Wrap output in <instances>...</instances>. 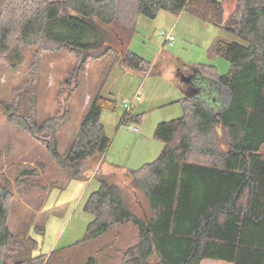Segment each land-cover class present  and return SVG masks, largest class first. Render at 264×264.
Here are the masks:
<instances>
[{"label": "trees", "instance_id": "obj_1", "mask_svg": "<svg viewBox=\"0 0 264 264\" xmlns=\"http://www.w3.org/2000/svg\"><path fill=\"white\" fill-rule=\"evenodd\" d=\"M160 10L176 15L187 10L240 39L213 42L211 51L229 62L226 73L219 74L214 65L176 67L180 74L198 72L227 89L226 105L209 111L187 82L188 94L179 99L183 114L155 127V137L163 142L157 158L122 172L130 179L123 186L112 174L96 170L99 186L84 205L93 219L83 241L122 224L132 225L136 234L124 248L116 234L115 242H105L97 255L83 260L69 249L36 254L31 223L10 231L16 195L40 210L58 174L38 161L16 165L9 177L0 161V264H98L109 248L120 253L117 264H201L204 258L264 264V0H238L226 17L222 0H0V66L20 68L26 50L34 48L38 61L45 52L72 54L68 82L76 81L90 60L109 56L145 72L150 63L130 51L128 41L137 16L153 19ZM64 101L61 117L39 122L30 86L27 100L14 97L2 108L11 124L45 141L61 171L83 178L85 165L102 160L109 147L101 114L113 108L112 100L101 93L90 99L76 137L61 153L57 127L68 113ZM130 117L125 112L124 120ZM124 187L145 198L147 215L132 210Z\"/></svg>", "mask_w": 264, "mask_h": 264}, {"label": "rangeland", "instance_id": "obj_2", "mask_svg": "<svg viewBox=\"0 0 264 264\" xmlns=\"http://www.w3.org/2000/svg\"><path fill=\"white\" fill-rule=\"evenodd\" d=\"M237 1L222 0L225 17L234 10ZM134 28L128 49L150 63V68L145 72L126 68L109 56L90 60L77 80L72 78L68 82L67 79L73 75L74 56L66 51L45 52L38 61L34 48L26 50L20 68L13 70L4 64L0 66L2 174L10 177L16 165H34L38 161L43 162L48 171L58 174V183L50 189L40 210L16 195L10 212L8 227L11 232H19L27 223H31L30 233L38 241L36 254L48 255L52 251L69 249L75 250L78 258L83 260L90 254L97 255L98 249L105 242H115L116 234V241L123 248L132 242L136 230L130 224L119 225L111 233L109 231L94 240L83 241L86 227L93 219L84 205L89 194L99 186L96 175L112 174V178L123 186L124 181L129 183L130 179L124 177L122 172L136 169L157 158L163 142L154 135L156 125L177 118L184 112L179 102L184 94L172 77L176 73L175 68L182 64L214 65L219 74L226 73L230 67L229 62L211 51L213 42L217 37L240 41L187 10L177 15L160 10L153 19L139 15ZM162 31L172 33L175 41L167 42ZM198 76L203 79L207 91L203 89V93L195 96L209 111L220 110L229 99L228 90L219 88L212 78L202 74ZM30 86H33L39 122L61 117L59 105L66 103L65 98L68 99V113L57 127L58 150L61 153L68 150L76 137L90 99L101 93L112 100L113 108L104 109L101 114V122L110 137L107 153L97 163L91 160V163L85 165V168L88 166L85 177H71L61 171L50 156L44 140L31 136L7 120L2 103H9L14 97L27 100ZM137 93L140 99L127 109L124 101L132 99ZM127 111L131 117L124 120ZM134 125L138 127L137 131L133 130ZM97 169L99 173H96ZM125 193L129 194L128 204L137 215L149 213L142 195L129 188H125ZM112 253L114 257L109 259ZM119 254L115 253L114 248H109L106 255L98 258V264H117ZM201 264L233 263L204 258Z\"/></svg>", "mask_w": 264, "mask_h": 264}, {"label": "built area", "instance_id": "obj_3", "mask_svg": "<svg viewBox=\"0 0 264 264\" xmlns=\"http://www.w3.org/2000/svg\"><path fill=\"white\" fill-rule=\"evenodd\" d=\"M161 34L165 37V40L167 42H170V43H173L175 41V37L172 33H166L164 31L161 32ZM140 99V96L139 94H135L132 99H126L124 101V105L127 107V109H130L131 106L133 105V103L136 101V100H139ZM134 131H137L138 130V127L137 126H133L132 127Z\"/></svg>", "mask_w": 264, "mask_h": 264}, {"label": "water", "instance_id": "obj_4", "mask_svg": "<svg viewBox=\"0 0 264 264\" xmlns=\"http://www.w3.org/2000/svg\"><path fill=\"white\" fill-rule=\"evenodd\" d=\"M198 72H195L191 77H189L186 81L193 84L196 87V91L193 92L194 95H198L203 93L202 90H206V84L204 83L203 79L201 80L198 76ZM199 78V79H198ZM207 91V90H206ZM205 91V92H206ZM230 95V93H229Z\"/></svg>", "mask_w": 264, "mask_h": 264}, {"label": "crops", "instance_id": "obj_5", "mask_svg": "<svg viewBox=\"0 0 264 264\" xmlns=\"http://www.w3.org/2000/svg\"><path fill=\"white\" fill-rule=\"evenodd\" d=\"M175 74H173V78L177 83V87L180 89V91L184 94L183 96L188 94V86H187V81L183 79L182 75L180 73L177 72V69L175 68ZM187 83V84H186ZM219 88L225 89L223 88L221 85H218ZM136 126V125H134ZM107 153V152H106ZM106 155V154H105Z\"/></svg>", "mask_w": 264, "mask_h": 264}, {"label": "flooded vegetation", "instance_id": "obj_6", "mask_svg": "<svg viewBox=\"0 0 264 264\" xmlns=\"http://www.w3.org/2000/svg\"><path fill=\"white\" fill-rule=\"evenodd\" d=\"M184 80H187L189 77L192 76V73L190 71H187L185 73L181 74Z\"/></svg>", "mask_w": 264, "mask_h": 264}]
</instances>
